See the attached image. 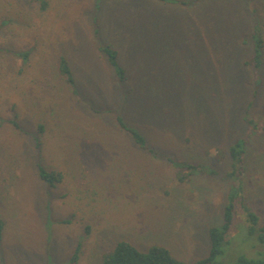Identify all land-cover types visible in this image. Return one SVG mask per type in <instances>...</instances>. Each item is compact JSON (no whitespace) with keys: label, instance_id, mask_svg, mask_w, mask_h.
I'll return each mask as SVG.
<instances>
[{"label":"rangeland","instance_id":"374dc122","mask_svg":"<svg viewBox=\"0 0 264 264\" xmlns=\"http://www.w3.org/2000/svg\"><path fill=\"white\" fill-rule=\"evenodd\" d=\"M257 29L264 37V0H0V264H102L122 241L194 264L232 195L217 261L264 259L250 231L264 228ZM102 46L118 52L123 78ZM242 137L233 170L228 147Z\"/></svg>","mask_w":264,"mask_h":264},{"label":"trees","instance_id":"16d2710c","mask_svg":"<svg viewBox=\"0 0 264 264\" xmlns=\"http://www.w3.org/2000/svg\"><path fill=\"white\" fill-rule=\"evenodd\" d=\"M255 47H254V56L253 62L254 67L256 69L261 68L264 64L263 55H264V37L260 34L259 30L253 35ZM100 51L107 57L111 66H113L117 73L124 77L125 71L119 66L118 63V52L112 49L110 46H102L100 47ZM59 71L61 75L65 77V79L72 83L73 78L71 76V69L68 66V63L64 57L60 58L59 63ZM258 92L255 93L254 97H258ZM121 127L125 132L132 136L135 140L136 144L142 148L143 150H148V142L146 138L140 134L135 129L126 125L121 118L118 119ZM250 123L254 121L249 120ZM248 141L246 138H240L231 143L228 147L229 156L231 158V166L233 170L235 167L241 166L244 162V157L247 153ZM192 171L195 169H201L202 166H189ZM204 169V166H203ZM41 179L49 182L51 185L56 183H61L63 180V175L59 172L50 171L48 172L43 167L39 168ZM229 175V174H228ZM232 174L228 176L230 179ZM191 174H186L185 178L189 181ZM236 195H232L229 198V203L225 206L223 222L220 226H212L208 229V234L210 238V251L207 257L199 260L194 264H223L217 261V258L224 254V245L227 243V236L231 229L234 226L235 219L237 217V207L235 203ZM247 215L249 217L250 222L253 226H257L259 222V217L251 211V209H247ZM4 230V223L0 221V244L2 241V235ZM259 232V238L262 243H264V228L256 229L254 227H250L251 233L255 231ZM81 250V244L76 248L75 254L72 257V263H76L79 259V253ZM102 264H187L181 260H178L173 256L172 252L161 245L152 246L147 252L140 251L134 244L122 241L118 244L116 249L108 254H105L103 257ZM235 264H264V259L262 258H249L247 256H241L238 258Z\"/></svg>","mask_w":264,"mask_h":264},{"label":"crops","instance_id":"0c3cea01","mask_svg":"<svg viewBox=\"0 0 264 264\" xmlns=\"http://www.w3.org/2000/svg\"><path fill=\"white\" fill-rule=\"evenodd\" d=\"M10 259H14V256H10ZM15 259H17V256H16V258Z\"/></svg>","mask_w":264,"mask_h":264}]
</instances>
